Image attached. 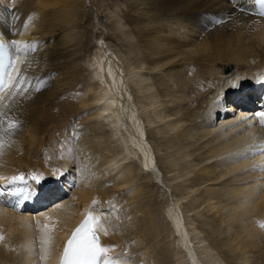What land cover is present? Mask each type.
Listing matches in <instances>:
<instances>
[{"label": "bare ground", "instance_id": "obj_1", "mask_svg": "<svg viewBox=\"0 0 264 264\" xmlns=\"http://www.w3.org/2000/svg\"><path fill=\"white\" fill-rule=\"evenodd\" d=\"M95 1L103 15L116 13L102 25L109 43L92 37L98 17L87 0H0V36L21 57L10 72L28 82L23 90L9 84L0 95V264H59L70 230L89 212L108 229L102 244L117 246L109 255L127 264H263L264 124L260 133L251 124H262L264 113V18L254 0H135L139 7L125 20L122 1ZM112 33L134 60L113 43ZM213 63H219L216 71ZM229 64L236 72L220 74ZM86 78L91 84L84 86ZM172 80V89L157 88ZM247 82L248 93L228 94ZM160 94L174 95L175 105L159 110ZM187 99L195 100L183 103ZM77 117L94 122L100 139L110 143H96L87 160L78 156L76 162V143L84 140L74 126ZM208 136L214 144L195 155L205 146L191 148L193 138ZM159 138L158 145L172 149L160 160L151 143ZM105 150L115 153L100 160ZM65 170L78 177L71 197L33 212L44 185ZM153 180L166 187H159L161 209L149 196ZM119 207L122 221L113 213ZM160 210L171 241L153 247ZM191 216L200 224L189 228Z\"/></svg>", "mask_w": 264, "mask_h": 264}, {"label": "rangeland", "instance_id": "obj_2", "mask_svg": "<svg viewBox=\"0 0 264 264\" xmlns=\"http://www.w3.org/2000/svg\"><path fill=\"white\" fill-rule=\"evenodd\" d=\"M99 1V0H98ZM100 1H103V2H115V0H100ZM119 1V3L121 2V9H122V14L123 15H125V16H123L122 18H123V20H125V18L127 17L126 15H128V14H135V13H133V12H135V10H137L136 8H134L136 5L139 7V1H135V0H130V1H134V6H133V4H132V2H129V0H128V2H127V0L126 1H123V0H116V2H118ZM124 3V4H123ZM136 6V7H137ZM97 7L98 6H96V1L95 0H87V9H88V11H90L91 13H92V11H95L94 12V15H95V13H97L96 15H97V20H96V23L94 22V24L96 25H94L95 26V30H93V32H92V37L93 36H98V35H102L103 36V38L104 39H106L107 41H108V43H109V39L107 38V35H108V31H107V28L106 27H103L102 25H103V23H105V25H107L108 23H109V21H112L113 19H115V18H113V17H116V13L115 12H111V13H106L107 14V16H106V14L104 13V15L97 9ZM108 14H110V15H108ZM107 17V18H106ZM112 18V19H111ZM103 19V20H102ZM104 20H106V21H108V22H105ZM89 32H91V29L89 30ZM96 32L98 33L97 35H96ZM115 35V33H112V35H110V39L113 41V43L117 46V47H122L121 49L123 50V52H125V55H126V57L127 58H129V59H131V60H134L135 58H133V56H132V53H130V52H128L129 50H128V47L126 46V44L125 43H123L120 39H119V37L118 36H114ZM88 36H90L91 37V34H89ZM200 41V40H199ZM102 42H103V44L105 45V43H104V40H102ZM110 46H111V44H109ZM125 46V47H124ZM92 47V46H91ZM113 47V46H112ZM114 51H116L117 49L115 48V47H113L112 48ZM112 50V51H113ZM117 52V51H116ZM80 55H82V57H80ZM129 56V57H128ZM79 57L81 58V60H78V62H81V63H84L85 61H83V60H85V58H86V54H85V52H80L79 53ZM216 63H213L212 65H211V67H213L214 68V70L213 71H216V68H218V64L217 65H215ZM215 66H216V68H215ZM230 69V70H229ZM233 69V70H232ZM235 69H236V66H234L233 64H229V65H225V66H223V68L222 69H220V74H224V75H229V74H233V72L235 71ZM223 71H226V72H223ZM236 72V71H235ZM80 73H82L83 74V76H86L87 77V73L85 72V71H83V72H81V70H80ZM79 73V74H80ZM86 73V74H85ZM162 75V74H161ZM87 78L85 79V85L84 86H86V85H88L90 82L88 81L87 82ZM249 82H251V83H253V85H251L250 87H252V86H254V84H256L255 82H252L251 80H252V77H251V79L249 78ZM84 81V80H83ZM173 80L172 81H166V83H164L163 84V86H158L157 85V88L159 89L160 87H161V89L160 90H165L164 88L166 87V88H171L170 86H168V85H173ZM249 82H247V83H242V84H240L239 86H238V89H236V90H233V91H229L228 92V94L229 95H235V94H237V95H243V94H245L247 91H248V84H250ZM87 83V84H86ZM170 83H172V84H170ZM91 84V83H90ZM166 84V86H164ZM172 87H174V86H172ZM176 87V86H175ZM172 89V88H171ZM177 88H175V90H176ZM159 91V90H158ZM237 92V93H236ZM159 93H160V91H159ZM248 93V92H247ZM161 95V94H160ZM177 95V94H176ZM237 95H235V96H237ZM247 95V94H246ZM173 96L174 95H170V97H164L163 96V99H162V95L159 97V98H161V101H159L160 103H157L156 105L158 106H156L159 110H162V111H164L165 110V108L168 106V104H169V106L170 105H175V102H172L173 101V99H175V98H173ZM238 97V96H237ZM165 98V99H164ZM171 100H170V99ZM162 100H167V101H165V103H163L164 101H162ZM193 100V101H192ZM194 100L195 99H187L185 102H183V103H186L187 101V103L189 104L190 102H194ZM167 103V104H166ZM174 103V104H173ZM159 104V105H158ZM164 107H163V106ZM193 106V107H192ZM197 106V103H195V104H193V105H191V107L192 108H195ZM224 106V105H223ZM159 107H161V108H159ZM164 108V109H163ZM144 109L145 108H143V111H144ZM148 109H151V107L150 108H148ZM147 108L145 109V110H148ZM83 117H81L80 119L81 120H79V121H81V122H79V121H76L77 119H78V117L77 118H75V121H73V122H75V124H74V126L75 127H79L78 129H81V131H83L82 132V134L80 135V137L81 138H83L84 140H83V142H79L80 144H78V143H76V146H75V158L74 159H76V162H77V158H78V156H79V158L81 159V161L82 160H87L89 157H90V155H92V153H93V149H95V147H97V146H99L100 144L98 143V142H101V141H103V145H109V143L110 142H108V140L107 139H105V138H103L102 140L100 139L101 137V134L98 136V134L100 133V129H97L96 128V126L94 125L93 126V124H94V122H91L90 120H85L84 119V121H82L83 119H82ZM70 120V119H69ZM94 120V119H93ZM236 121H239V118H237L236 119ZM84 122V123H83ZM90 122V123H89ZM161 122H163V121H161ZM161 122H157L156 123V125H161L162 123ZM215 123H216V120L214 121ZM218 122H220V121H218ZM91 124V125H90ZM71 125V124H70ZM88 125V126H87ZM57 126H55L54 127V129L55 130H57L58 128H56ZM92 127V128H91ZM184 127H186V125H183L181 128H184ZM96 129L95 131H94V129ZM25 129V128H24ZM93 129V130H92ZM54 130V131H55ZM90 130V131H89ZM256 133H259V132H256ZM89 134V135H88ZM91 134H93V137H92V135ZM97 134V135H96ZM83 135V136H82ZM97 136V137H96ZM161 136V135H160ZM200 136V134H198V135H196L195 137L197 138V137H199ZM75 136H73L72 138H74ZM85 137L87 138L88 137V139H85ZM71 138V140H76L78 137H75V139H72ZM209 136L208 137H205V138H203L202 140H199V141H197V142H195V139L193 138V142L192 143H190V147L191 148H193V147H196V146H205L204 148H202V149H200V150H198L197 152H196V154L195 155H202V156H204L205 155V153H206V150L207 149H209L214 143L212 142V143H208V141H210L211 140V138H209ZM56 139H57V133H55V134H52V135H50L49 136V140H50V142L51 143H53L54 144V141H56ZM163 139L164 138H159L158 140H156V139H154V140H152L151 141V143H152V145H153V147L155 148V150H156V152H157V155H158V158H159V160H160V157L161 158H163L164 156H166V155H168V154H170L171 153V151L170 150H172V149H169V152L170 153H168V150L166 151V149L165 148H162L160 145H158L160 142H161V140L163 141ZM91 140V141H90ZM104 140H106V143H104ZM81 143H83V144H81ZM96 143H98V144H96ZM86 144V145H85ZM95 145V146H94ZM114 144H111V146H113ZM158 145V146H157ZM51 146V145H50ZM48 148H49V146H48ZM112 149V148H111ZM28 151V150H27ZM205 151V153H203ZM113 152L115 153V151H111V152H108V150H105V151H103L102 153H101V156L99 157V159L100 160H104V159H106L108 156H111V155H113ZM168 154H167V153ZM172 154V153H171ZM204 154V155H203ZM73 161H75V160H73ZM73 164H75V163H73ZM74 168H72L73 169V171L74 170H78V165H76L75 164V166H73ZM115 167H117V166H115ZM51 169H53V168H51ZM117 169H119V168H117ZM116 169V172H114V175H116L117 174V172L119 171V170H117ZM54 171L56 170L55 168L53 169ZM64 170V169H63ZM144 170V174H141V175H144V179L143 180H148L147 179V177H148V175L147 174H145L146 172H147V170L148 169H143ZM115 171V170H114ZM165 173H166V171H165V169L163 170ZM24 173H28V172H26V170L24 171ZM116 173V174H115ZM42 174H45L46 176H50V177H54L56 174H58V172H54V173H50V172H48V171H46V172H44V173H42ZM77 174H75V173H69V171H67V170H65L63 173H61V175L60 176H55L54 178L55 179H53L51 182L49 181V183H50V186H45L44 185V189H45V191L41 194V197H40V200L37 202V204H36V209H33L32 211L33 212H44L43 210H45L47 207H49L50 205H52L55 201H58V200H60V199H62L61 198V196H63V198H65V197H71V194H72V192L75 190L74 188H71V186H73V184H75L76 185V183H75V179L77 178L78 179V177L76 176ZM168 176V178H169V174L167 175ZM146 178V179H145ZM66 181H65V180ZM185 180V179H187V177H182V178H179V180L178 181H182V180ZM64 180V182L62 183V181ZM140 181V180H136L135 182L136 183H138V182ZM163 184V183H162ZM151 185V186H150ZM150 185H149V183H148V185H147V187H148V190L150 191V193H149V196L151 195V199H152V202H153V204L154 205H156L155 207H157L158 206V208L159 209H161L162 208V205H163V202H164V194H163V191L161 190V189H159V187L160 186H163V188L164 189H166V187L164 186V185H161V183H158V182H156V181H152V182H150ZM158 185V186H157ZM112 186V185H111ZM156 186V188H154ZM69 190H71V192H69ZM49 191V192H48ZM160 192H162V194L160 193ZM154 193V194H153ZM15 194H16V192H15ZM45 194V195H44ZM9 195L10 196H14V192H11V193H9ZM44 195V196H43ZM47 195V196H46ZM163 196V197H162ZM45 197V198H44ZM44 200V201H43ZM22 202V201H21ZM24 202H28V201H24ZM151 202V203H152ZM40 203V204H39ZM184 204L185 203V201H182L181 202V204ZM161 204V205H160ZM182 204V205H183ZM40 205H42V207L40 206ZM153 205V206H154ZM116 210L113 212L114 214H115V216L118 218V220H120V221H122L123 220V218H121V217H123L124 215H125V213H124V215L122 214V216H120V217H118V215H121V213H122V211H124L125 209H124V207H119L118 209L117 208H115ZM228 210V212H229V209L230 208H227ZM117 210H119V213L117 212ZM116 212H117V214H116ZM227 212V213H228ZM226 213V214H227ZM159 218H160V220H161V210L159 211ZM191 219H193L192 220V224H188V227L190 228L192 225H194L193 223H195V224H200V221L198 220V219H196V217H193V216H191ZM190 220V219H189ZM190 222H191V220H190ZM161 226H162V228H161V230H159V237H158V239H156L157 241H159V242H157L153 247H157V246H160L161 244L163 245V244H166V243H169L170 241H171V238L168 236V231H167V226H166V224L164 223V221H162L161 220ZM166 227V228H165ZM161 231V232H160ZM167 241V242H166ZM195 242L197 241V240H194ZM157 245V246H156ZM197 245V244H196ZM200 249V250H199ZM198 250L199 251H201V249L202 248H199ZM174 262V263H173ZM171 264H177V262L175 261V259H173V261H171ZM264 264V263H263Z\"/></svg>", "mask_w": 264, "mask_h": 264}, {"label": "snow or ice", "instance_id": "obj_3", "mask_svg": "<svg viewBox=\"0 0 264 264\" xmlns=\"http://www.w3.org/2000/svg\"><path fill=\"white\" fill-rule=\"evenodd\" d=\"M260 3H264V0H259ZM19 45V42H13ZM3 42H0V48H3ZM29 47V45H24ZM10 67L13 65H9ZM19 83L21 90L23 85L27 84V79L19 80L13 79V76L9 74L5 66L0 65V91H2L9 84L15 85ZM2 116V113H0ZM261 123L264 124V113L260 114ZM18 127V123L13 122ZM3 146V141L0 140V147ZM3 179V177H0ZM23 177H11L12 181L22 180ZM264 226V225H262ZM47 227V226H45ZM102 232L104 235H108V229L105 227L102 218L94 216L91 212L88 213L87 218L82 224L75 230L72 237L68 240L65 246L61 264H127L126 261L121 260L119 257H112L109 254L116 249V245H103L100 241L98 233ZM47 233L41 238V260L47 259L48 249L50 247V239L46 238ZM4 239L0 236V241Z\"/></svg>", "mask_w": 264, "mask_h": 264}]
</instances>
